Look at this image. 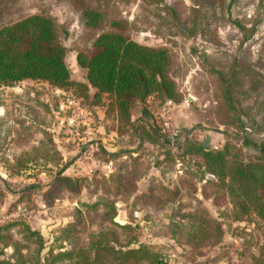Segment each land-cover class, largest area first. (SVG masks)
Instances as JSON below:
<instances>
[{
    "label": "rangeland",
    "instance_id": "374dc122",
    "mask_svg": "<svg viewBox=\"0 0 264 264\" xmlns=\"http://www.w3.org/2000/svg\"><path fill=\"white\" fill-rule=\"evenodd\" d=\"M90 2L104 12L108 21L124 20L131 39L141 44L164 46L172 54L171 76L181 94V100L170 105L169 113L177 131L173 145L177 148L170 145L162 151L178 157V146L185 138L196 139L209 147L219 146L226 138L239 146L241 136L254 143H264V0ZM38 12L55 21L71 79L84 81V72L74 59L75 53L88 47L98 32L108 29L107 25L97 31L87 29L79 12L66 0H0V25ZM250 30L252 33L248 36ZM232 69L237 73L236 81L231 80L233 103L236 99L238 112L225 107L222 83L217 75L219 72L226 78ZM150 101L152 99H149L151 109L160 106V102ZM74 104L81 112L71 120L70 108ZM85 110L82 101L69 91L48 87L43 82L24 79L13 87H0V222L26 221L42 235L44 251L53 245L55 229L71 220L78 200L89 198L83 189L77 194L61 191L60 196L47 204L41 189L49 182L50 173L56 170L49 156L38 160L43 165L29 166L17 173L6 171L4 164L11 163L14 156L29 152L32 147H39L41 151L55 149L60 154L57 167H64L63 175L91 177L96 171L108 174L113 161L105 162L103 152L112 153L119 148L116 125L111 116L98 118L99 108L90 115ZM140 115L142 118L134 115L133 123L140 120L156 129L150 114ZM87 116L92 117L91 121L86 120ZM238 123L244 126V131ZM120 137L132 147L128 135ZM133 144L135 147V141ZM241 152L247 157L253 154V149L242 145ZM143 153L141 169L145 174L136 181V192L145 189L149 176H159L155 164L153 166L155 153L151 146L146 145ZM174 164L171 169L160 165L165 170L162 175L165 180L172 181L179 175L178 164ZM29 186L33 187L26 192ZM195 188L200 204L220 222L223 234L215 246L192 247L179 243L162 229L178 203L182 210L193 205L194 199L185 195L156 213L138 207L132 215L127 214L125 207L117 202L111 221L103 219L104 210L98 208L89 213L84 232L102 227L116 246L122 248L137 243L160 246L167 264H252L251 254L263 258L264 223L253 214L235 219L227 197L216 192V187H201V183H195ZM199 188L205 197L201 196ZM86 234H81L83 241ZM8 253L10 248L5 249V254Z\"/></svg>",
    "mask_w": 264,
    "mask_h": 264
},
{
    "label": "trees",
    "instance_id": "16d2710c",
    "mask_svg": "<svg viewBox=\"0 0 264 264\" xmlns=\"http://www.w3.org/2000/svg\"><path fill=\"white\" fill-rule=\"evenodd\" d=\"M66 1L79 12L87 29L97 31L105 25L108 27L98 32L88 47L75 53L74 59L84 72V81L71 79L55 21L51 16L38 12L0 25V87H13L24 79H30L69 91L82 101L85 111L92 113L99 108L105 119L112 117L119 136L116 139L119 148L112 153L101 149V153L106 155L105 162L113 161L112 170L108 174L96 171L91 177L63 175L64 167H57L60 154L55 149L41 151L39 147H32L29 152L14 156L11 163H5L6 171L17 173L29 166L43 165L38 160L49 156L56 170L50 173L49 182L41 189L47 204L60 196L61 191L77 194L83 189L89 199L78 200L71 220L55 229L53 245L46 251L43 250L42 235L26 221H1L0 264H167L160 246L137 243L122 248L116 246L114 239L108 237L102 227L87 234L84 229L91 216L89 213L98 208L104 210L103 219L111 221L117 202L125 207L127 214L132 215L138 207L156 213L167 209L184 195L195 200L193 205L182 210L178 203L162 229L179 243L192 247L203 244L205 247L215 246L223 234L220 222L200 204L195 195V183H201V187H216V192L224 194L235 211V219L253 214L264 223V143H254L241 136L239 146L226 138L219 146L209 147L204 142L185 138L178 146V157L162 151L163 147L169 149L170 144L159 131L149 99L158 103L169 101L170 105L181 100L171 76V52L164 46L141 44L131 39L124 20L108 21L104 12L90 0ZM251 33L252 30L248 36ZM236 74L233 69L226 78L219 72L217 74L222 83L225 107L233 112H238L236 99L233 103L232 89ZM136 105L151 115L155 130L140 120L133 123ZM238 124L244 131V126ZM124 135L129 136L131 148L121 139L120 136ZM146 145L151 146L155 153L152 155L153 166L155 164L159 176H149L145 189L136 192V181L145 174L141 162ZM242 145L251 146L253 154L245 157L241 152ZM174 163L178 164L176 170L179 175L172 181L165 180L162 177L165 170L160 165L165 164L167 169H171ZM42 168L46 171L44 166ZM32 187H26L25 191ZM201 196L205 197V194L201 192ZM81 234H86L84 241ZM6 248H10V253L5 254ZM250 260L252 264H264V257L258 258L254 254L250 255Z\"/></svg>",
    "mask_w": 264,
    "mask_h": 264
},
{
    "label": "built area",
    "instance_id": "2783aa9c",
    "mask_svg": "<svg viewBox=\"0 0 264 264\" xmlns=\"http://www.w3.org/2000/svg\"><path fill=\"white\" fill-rule=\"evenodd\" d=\"M153 110V109H152ZM81 110L77 107L76 104L72 105L70 108L71 113V120L76 119L79 116V113ZM170 102L169 101H163L160 103V106L153 110L152 114L157 120V123L160 128V133L169 141V144L171 146L174 145V139L177 138V131L171 124L170 119ZM84 155H88V153H85Z\"/></svg>",
    "mask_w": 264,
    "mask_h": 264
},
{
    "label": "crops",
    "instance_id": "0c3cea01",
    "mask_svg": "<svg viewBox=\"0 0 264 264\" xmlns=\"http://www.w3.org/2000/svg\"><path fill=\"white\" fill-rule=\"evenodd\" d=\"M101 111H102V109H101ZM100 111V114H99V116H98V118H102L103 117V113ZM140 111V112H139ZM87 113H89V115H90V112L89 111H86ZM94 112V111H93ZM134 114L132 115L133 117H134V115L136 114V116H137V114L139 115V117H141L142 118V116L140 115V114H147V111L144 109V108H142V107H140L139 105H136L135 107H134V112H133ZM87 119V121L89 122V120L92 118V117H90V116H87L86 117ZM91 121V120H90Z\"/></svg>",
    "mask_w": 264,
    "mask_h": 264
},
{
    "label": "water",
    "instance_id": "95a60500",
    "mask_svg": "<svg viewBox=\"0 0 264 264\" xmlns=\"http://www.w3.org/2000/svg\"><path fill=\"white\" fill-rule=\"evenodd\" d=\"M190 98V97H189Z\"/></svg>",
    "mask_w": 264,
    "mask_h": 264
}]
</instances>
